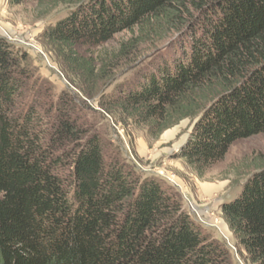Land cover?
I'll list each match as a JSON object with an SVG mask.
<instances>
[{
	"label": "trees",
	"instance_id": "16d2710c",
	"mask_svg": "<svg viewBox=\"0 0 264 264\" xmlns=\"http://www.w3.org/2000/svg\"><path fill=\"white\" fill-rule=\"evenodd\" d=\"M29 1L51 21L43 36L63 71L96 82L107 72L101 91L117 82L120 56L100 65L77 59L79 47L136 28L177 31L136 89L103 94L100 107L153 139L195 120L180 154L190 166L209 167L264 133V0H10ZM34 76L28 53L0 36V264H234L177 188L108 156L75 100L53 103ZM222 211L246 261L264 264V166Z\"/></svg>",
	"mask_w": 264,
	"mask_h": 264
},
{
	"label": "rangeland",
	"instance_id": "374dc122",
	"mask_svg": "<svg viewBox=\"0 0 264 264\" xmlns=\"http://www.w3.org/2000/svg\"><path fill=\"white\" fill-rule=\"evenodd\" d=\"M66 6L62 4L58 9ZM44 18L33 1L12 5L10 0H0V36L28 53V64L35 75L33 80L44 84L48 99L55 103L63 96L73 98L86 126L92 127L107 143L108 156L118 155L142 177H157L177 188L192 217L233 250L234 264H249L235 242L222 208L226 201L238 196L245 182L264 166V133L235 142L224 159L209 167L190 166L180 154L195 120L184 119L153 139L144 126L125 117L120 121L114 119L100 107L103 94H116L119 87L136 89L140 73L152 69V62L160 56H166L169 44L177 38V31L170 32L171 26L166 24L155 26L149 35H140L136 28L117 34L102 46L79 47L77 59L100 65L120 56L113 73L118 76L117 82L101 91L99 88L109 80L107 72L103 81L96 82L85 73L68 75L63 71L62 62L46 45L43 35L51 21ZM124 44L126 53L120 55ZM136 55V60L130 62ZM80 87L99 90V94L88 97Z\"/></svg>",
	"mask_w": 264,
	"mask_h": 264
}]
</instances>
